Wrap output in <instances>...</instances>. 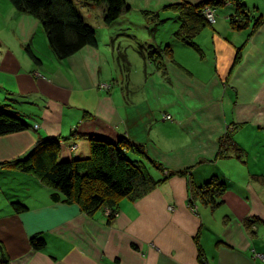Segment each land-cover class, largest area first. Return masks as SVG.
<instances>
[{"label":"crops","instance_id":"0c3cea01","mask_svg":"<svg viewBox=\"0 0 264 264\" xmlns=\"http://www.w3.org/2000/svg\"><path fill=\"white\" fill-rule=\"evenodd\" d=\"M73 1L95 29L97 45L59 61L40 23L0 0V110L29 125L0 137V165L26 157L43 139H58L61 161L85 159L89 138L98 137L141 147L166 169L147 166L158 172L156 180L167 171L185 174L139 200L121 199L109 219L104 208L87 216L77 205L55 202L52 189L34 176L0 166V259L201 264V250L210 264H264V0H240L252 17L262 18L254 31L252 22L232 29L234 10L227 4L214 8V23L196 36L198 51L176 40L174 28L172 36L137 42L138 53L134 43L116 41V22L103 23L102 6ZM125 1L130 11L120 18L132 23L131 11L209 0ZM150 45L169 46L173 62L157 69L140 52ZM106 83L110 88L101 89ZM228 134L242 152L228 148L219 156ZM212 177L226 185L219 206L189 204V181L201 186ZM12 200L26 210L16 213ZM33 236L45 240L43 249H32Z\"/></svg>","mask_w":264,"mask_h":264},{"label":"trees","instance_id":"16d2710c","mask_svg":"<svg viewBox=\"0 0 264 264\" xmlns=\"http://www.w3.org/2000/svg\"><path fill=\"white\" fill-rule=\"evenodd\" d=\"M233 6V14L229 17V25L234 30H243L250 26L254 31L262 24V18L252 17L240 0H229ZM19 12L35 18L41 25L49 47L59 61L68 59L86 46L97 45L95 29L89 25L73 0H10ZM226 0H209L198 4L180 2L165 7L177 13L179 27L173 37L199 50L194 40L209 24L203 14L206 6L219 8ZM83 6H102L103 23L112 25L122 15L130 11L125 0H80ZM252 31V32H253ZM143 55L161 69L164 60L172 61V50L169 46L150 45L141 47ZM143 52V53H142ZM30 57L39 62L37 57L28 51ZM238 52L236 60L240 57ZM29 129V125L20 117L0 110V137L19 133ZM90 155L85 159L61 161L60 143L58 139H43L22 158L2 163V168L13 169L37 178L53 191L55 202L74 204L87 216H92L99 209H109V219L117 214V206L121 199L139 200L147 196L158 185L172 176L184 175V172L167 171L165 177L156 180L149 173L148 165L157 170H166L160 164L148 159L142 148L127 139L119 142H109L98 137H90ZM219 156L229 149L242 151L234 144L230 135L223 138ZM142 155L145 160L135 156ZM226 191V185L216 177H212L201 186L189 181V204L199 201L205 206L215 209L221 203V197ZM16 213L26 210L19 203H12ZM198 238V237H197ZM33 250H41L46 242L41 236L30 239ZM202 256L201 250L199 258ZM3 257V255H2ZM1 264H9L7 259H1Z\"/></svg>","mask_w":264,"mask_h":264},{"label":"rangeland","instance_id":"374dc122","mask_svg":"<svg viewBox=\"0 0 264 264\" xmlns=\"http://www.w3.org/2000/svg\"><path fill=\"white\" fill-rule=\"evenodd\" d=\"M231 1L226 0L224 5L230 4ZM212 9L214 10V8L210 7V6H206L203 9V12L206 9ZM154 11V10H153ZM132 16V19H130L132 21V23H126V18H120L118 19L117 22L116 21V26L115 28H117L116 30V36L115 39L116 41L119 43L121 42L122 45L124 44H130L132 45L133 43L135 44V49L137 50L136 47V43L139 42H144V40L147 38H152L154 37V35H157V39L159 36L164 35L163 38L167 37V36H172L171 32L175 29H177V26L179 25L178 22L176 21V17H175V13L172 9H166L163 8L162 10L156 12H152L150 11V13L147 12H137V11H131L128 15ZM208 24L211 25V23L207 22ZM147 26L150 27V29H145ZM99 33L102 34L101 31H97ZM123 42H130V43H124ZM166 45V43H165ZM164 45V46H165ZM130 51L128 52L130 55H132V50L131 48H129ZM138 53V50L136 51ZM121 61V60H120ZM122 71V68H121ZM105 85H107V88H101L103 90H108L110 88V83H106ZM151 169V168H150ZM151 175L153 176V178L157 177L158 172L154 171V170H150ZM2 194H0V199H1ZM11 203H17L16 200H12L10 201ZM1 262V259H0ZM1 264V263H0Z\"/></svg>","mask_w":264,"mask_h":264},{"label":"built area","instance_id":"2783aa9c","mask_svg":"<svg viewBox=\"0 0 264 264\" xmlns=\"http://www.w3.org/2000/svg\"><path fill=\"white\" fill-rule=\"evenodd\" d=\"M203 14H204V17L206 18V20H207V22H209V23H211V24H213L214 23V21H215V15H214V10H212V9H206L204 12H203ZM102 88H107L108 86L107 85H102L101 86ZM165 118L166 119H170L171 117L169 116V115H166L165 116ZM35 127H37V126H35ZM75 149V148H74ZM106 212L108 213V214H110V210L109 209H106ZM259 256V255H258ZM260 257H262V256H260ZM200 262H201V264H210L205 258H202V256L200 257Z\"/></svg>","mask_w":264,"mask_h":264}]
</instances>
